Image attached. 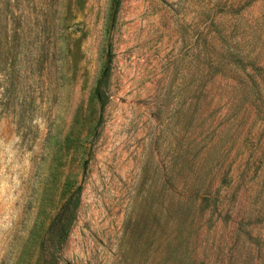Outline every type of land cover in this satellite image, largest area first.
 <instances>
[{
  "label": "rangeland",
  "instance_id": "374dc122",
  "mask_svg": "<svg viewBox=\"0 0 264 264\" xmlns=\"http://www.w3.org/2000/svg\"><path fill=\"white\" fill-rule=\"evenodd\" d=\"M0 14V264H264V0Z\"/></svg>",
  "mask_w": 264,
  "mask_h": 264
},
{
  "label": "trees",
  "instance_id": "16d2710c",
  "mask_svg": "<svg viewBox=\"0 0 264 264\" xmlns=\"http://www.w3.org/2000/svg\"><path fill=\"white\" fill-rule=\"evenodd\" d=\"M7 43H8L7 18L0 14V48H1L0 56L1 57H2L1 52L4 50V47L7 45ZM96 90L98 97L101 101V105L103 106L106 103L107 98L106 100L105 98H103V93L100 91L99 87H97ZM80 193H81V188L77 190L74 197H71V199H69V201L67 202V208L74 210L78 208L80 202ZM72 219L73 216H70L68 222L62 228L64 239L67 237L69 233ZM49 264H55L54 258L49 262Z\"/></svg>",
  "mask_w": 264,
  "mask_h": 264
}]
</instances>
